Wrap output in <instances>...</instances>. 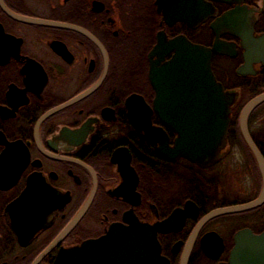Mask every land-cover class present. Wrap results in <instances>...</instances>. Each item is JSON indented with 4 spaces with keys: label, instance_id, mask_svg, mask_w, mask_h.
I'll use <instances>...</instances> for the list:
<instances>
[{
    "label": "flooded vegetation",
    "instance_id": "obj_1",
    "mask_svg": "<svg viewBox=\"0 0 264 264\" xmlns=\"http://www.w3.org/2000/svg\"><path fill=\"white\" fill-rule=\"evenodd\" d=\"M170 1L0 0V264H113L82 247L115 225H137L124 241L146 250L155 233L164 264H264V101L242 117L264 95V44L247 55L239 37L214 31L236 4L195 0L214 15L168 21L160 8L181 3ZM243 6L264 41V0ZM179 37L224 45L212 70L234 100L207 167L164 157L130 117L138 97L174 146L150 55ZM173 56L163 50L162 65Z\"/></svg>",
    "mask_w": 264,
    "mask_h": 264
},
{
    "label": "water",
    "instance_id": "obj_2",
    "mask_svg": "<svg viewBox=\"0 0 264 264\" xmlns=\"http://www.w3.org/2000/svg\"><path fill=\"white\" fill-rule=\"evenodd\" d=\"M217 1L236 4L235 9L213 23L212 28L217 35L223 32L236 35L244 43L247 55L262 53L264 41L254 36L253 22H246L250 13L246 6H243L244 0ZM163 2L169 6L171 1L161 0L162 6ZM176 2L181 3L175 9L164 5L159 10L168 21L199 16L203 19L209 18L216 11L209 2L175 0ZM223 46L217 42L214 49H209L179 37L168 43L159 42V46L150 55L151 80L158 90L156 106L162 116L164 115V121L177 133L173 147H170L164 131L152 126L148 115L149 108L140 103L141 99L134 96L128 98L130 117L134 125L144 131L149 141L157 143L161 155L170 160L185 157L200 167H207L218 161L220 151L225 147L234 97L226 93L216 80L211 64L213 51L220 52ZM165 49L174 52V56L171 61L162 65L163 58L160 54ZM155 55H159L158 61H153ZM262 101L264 95L253 100L245 108L242 115L244 123L254 107ZM245 134L247 135L246 132ZM117 155L118 152L114 159ZM114 161L117 162V158ZM122 169L131 174L128 167L122 166ZM128 185L125 184L124 188L127 189ZM136 228L137 225L129 228L112 226L107 236L96 242H86L82 249L86 253L94 251L100 255L99 260L113 264H164L167 260L161 255L155 233L150 250H146V242H142V246L133 241L125 243L124 238L134 237ZM125 229L127 231H124ZM145 229L147 228L144 227V231Z\"/></svg>",
    "mask_w": 264,
    "mask_h": 264
},
{
    "label": "bare ground",
    "instance_id": "obj_3",
    "mask_svg": "<svg viewBox=\"0 0 264 264\" xmlns=\"http://www.w3.org/2000/svg\"><path fill=\"white\" fill-rule=\"evenodd\" d=\"M246 8H247V7H246ZM247 11L250 13V16H251L252 18H255V13H256V11H255L254 9H250V10H249V9L247 8ZM250 16L247 18L249 22H251V17H250ZM243 44H244V43H243ZM244 46H245V45H244Z\"/></svg>",
    "mask_w": 264,
    "mask_h": 264
}]
</instances>
